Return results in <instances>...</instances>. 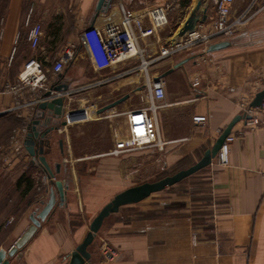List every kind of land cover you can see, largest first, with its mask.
I'll return each instance as SVG.
<instances>
[{"label":"crops","instance_id":"crops-1","mask_svg":"<svg viewBox=\"0 0 264 264\" xmlns=\"http://www.w3.org/2000/svg\"><path fill=\"white\" fill-rule=\"evenodd\" d=\"M27 1L31 0L8 1L0 31V87H14L0 93V176L4 178L16 172L15 182L29 167L37 166L45 172L25 148L18 149L10 142L13 130L28 127L35 118L37 101L40 102L44 92L33 90L18 79L28 58L39 60L49 86H67L63 93L62 116L52 119L51 124H58L68 112L76 109L94 114V120L109 118L113 107L101 113L97 111L114 100L109 99L110 95L124 88L140 94L142 103L137 108L146 105L148 90L144 82L139 86V80L144 81V72L135 67L139 61L98 69L81 39L85 27L103 28L118 22L126 12L138 15L151 5H165L168 7L167 25L139 40V45L145 49V58L152 60L161 46L177 36L192 12L198 18L205 13V21L201 22L205 29L216 16V0H111L99 11L96 10L98 0H65L67 4L61 14L55 11L44 20V15L28 8ZM250 2L234 0L231 17L240 15ZM263 2L257 0L258 5ZM254 7L256 9L257 5ZM143 21L148 24L146 19ZM34 23L41 25V34L38 44L32 47L27 36ZM220 41L229 44L205 54L193 47L150 63L148 73L160 77L165 87L162 106L156 112L164 146L161 150L147 147L130 151L121 154L123 157L137 160L160 152L164 165L186 155L191 162H196L232 118L240 114V100L245 98L251 102L255 94L264 89V11L231 38H216L211 44ZM68 44L74 45V56L62 72L55 75L52 66ZM181 61L183 63L175 67ZM194 78L199 81L196 88L190 84ZM102 88L108 90L103 105L105 97L99 92ZM61 94L52 92V96ZM195 115H206L207 121L195 123L192 120ZM70 125L58 124L44 147L46 160L58 175L56 179L64 184V202L59 203L57 189L48 181L54 205L40 220V226L21 255L15 256V264H66V255L83 240L91 220L107 202L105 194L111 186L108 178L117 173L98 172L88 176L74 173L75 162L100 159L103 154L75 156ZM43 128L40 123L38 129ZM231 132L235 139L230 144L229 165L221 167L212 162L206 172L208 189L198 192L208 193L206 205L199 204L192 196L194 193L185 192L171 193L166 198H154L142 204L144 199L127 204L129 210L121 206L104 219L88 248L90 264H264V123L249 128L240 119ZM112 148L109 155H113L110 154ZM64 166L71 172L68 179L59 177ZM21 189L16 188L20 195L23 194ZM0 248L5 249L2 245Z\"/></svg>","mask_w":264,"mask_h":264},{"label":"built area","instance_id":"built-area-1","mask_svg":"<svg viewBox=\"0 0 264 264\" xmlns=\"http://www.w3.org/2000/svg\"><path fill=\"white\" fill-rule=\"evenodd\" d=\"M234 0H216V16L208 28L203 23H197L191 31L176 36L167 44L158 49V53L151 60L144 56L145 49L139 45V40H144L156 34L168 23V7L162 4H154L147 7L143 13L133 15L126 12L118 22L107 24L103 28L87 26L81 31V39L91 54L94 65L98 69L111 68L121 62L139 61L135 66L144 72V86L148 90L145 99L146 105L139 108L129 109L123 112L125 133L115 134V141L112 150L113 155H121L130 151L147 147L163 149V142L159 134V126L156 118L158 108L165 96L164 82L160 77L151 76L148 73V66L154 60L163 59L198 47L200 54L208 51L211 41L216 38H231L238 29L242 28L256 14L264 11V2L258 5L257 0H251L248 7L238 16L231 17V9ZM255 5L257 8L255 9ZM144 19L148 24H144ZM29 15L25 23L28 24ZM41 25L34 23L28 31V40L32 47L39 42ZM74 45H66L60 57L54 62L52 72L57 75L65 67V64L74 56ZM20 83L29 86L31 89L45 91L50 86L41 63L35 57L28 58L18 74ZM199 81L194 78L190 81L193 88H196ZM14 87L4 85L0 87V93L11 90ZM42 98L40 97L39 100ZM38 103V101H37ZM240 115L244 126L255 128L264 123V99L259 106H250V101L242 98L240 100ZM85 109H76L68 112L64 121L66 124L84 122L88 118ZM245 116H249L245 118ZM193 122L204 124L207 121L206 115H195ZM28 132L27 126L13 130L10 142L14 147L25 148L24 141ZM235 139L233 132L225 137L212 162L221 167L229 165L230 144ZM1 148V146H0ZM196 240V238H193Z\"/></svg>","mask_w":264,"mask_h":264},{"label":"rangeland","instance_id":"rangeland-1","mask_svg":"<svg viewBox=\"0 0 264 264\" xmlns=\"http://www.w3.org/2000/svg\"><path fill=\"white\" fill-rule=\"evenodd\" d=\"M8 1L9 0H0V31ZM66 4L67 2L65 0H45L44 2L32 0L29 2L27 1L28 8L32 7L36 10L37 14L44 15V20H48L51 15L55 14V11H59L61 14V11L65 9ZM142 85L143 81L139 80V86ZM99 92L105 97L101 102L103 105V103H106L105 99L107 98L108 90L102 88ZM126 94H128L127 97L111 109V117L94 120L95 117L93 116L91 121L75 123L68 128L73 138L75 156L90 155L97 152L103 154V157L100 159L75 162L76 172L74 173L77 176L95 175L98 172L106 174H108V172L117 173V176L108 178V182L111 186H108L107 193L105 194L107 202L111 200L116 193L127 187L145 181H155L194 163L191 162L189 155L184 156L176 162L164 165L160 152L144 156L137 160H133L129 156L123 157V155L116 156L108 154L113 146L112 143L113 140H115V134L123 135L125 133L123 112L128 108H137L142 103L140 94L131 92L129 87L117 91V94L110 95L111 98L109 99L111 100L113 97L115 100ZM59 160L60 162H63L61 159ZM63 163L66 164V162ZM210 166L211 164L181 181L168 186L157 193L149 195L141 202V204L154 198H166L171 193L186 194L185 192H191V194L194 193L192 196L200 201L199 204L206 205L208 202V193L198 192H206L208 189L209 182L206 172L207 168ZM17 174L18 173L16 172H10V175L7 174L8 176L5 175L4 178L0 176V245L4 246L5 249H8V247L14 244L30 225L31 220L29 215H36L50 197V184L48 183L50 180L46 177L45 172L39 167H29L25 172L33 183L32 189L25 196L20 195V192L15 188L14 183ZM62 176L66 179L71 176L68 167L64 166L62 174H60L59 177ZM57 177L58 175L56 174L55 179ZM196 192L198 194H196ZM125 206L121 208L129 210L128 208L130 207ZM129 212L130 211L127 213ZM90 246L91 244L89 247Z\"/></svg>","mask_w":264,"mask_h":264},{"label":"water","instance_id":"water-1","mask_svg":"<svg viewBox=\"0 0 264 264\" xmlns=\"http://www.w3.org/2000/svg\"><path fill=\"white\" fill-rule=\"evenodd\" d=\"M111 0H98L96 4V10H101L104 6L110 3ZM200 3L197 4V8ZM206 18L205 13L202 14L200 18L196 17L194 12H192L180 26L177 31V36L183 35L187 31H191L197 22H204ZM229 44L228 41H220L208 46V51H213L219 48H223ZM183 61L175 64V67L182 64ZM162 77V75H161ZM67 91V86L51 85L47 90L41 94V100L37 103V108L35 112V118L31 120L28 126V132L24 141L25 149L28 154L32 157L34 162H37L44 169L47 178L54 184L59 195V203L63 204L65 198L64 184L61 180L55 179V173L48 164L45 154L44 147L49 144L50 132L58 128V124L66 125L64 120H59L58 124H50L51 119H60L63 113V102L65 98V93ZM52 92L62 93L59 96H52ZM127 95H124L112 102L100 107L98 113L106 111L116 104L123 101ZM264 99V89L257 92L250 102V106H259ZM249 116H245L248 118ZM242 118V115H235L232 120L227 124V126L219 134L215 142L210 148H207L202 156L193 164L186 168H182L173 174L166 175L155 181H145L130 187L123 189L122 191L116 193L111 200L105 203L98 213L94 216L89 224V230L84 236L83 240L75 246V248L66 255L68 258L66 264H90V251L88 249L89 245L92 244L94 237L98 230L100 229L104 219L110 214L117 212L119 208L123 205L137 203L150 194L154 192L161 191L168 186H171L182 179L192 175L198 170L211 164L212 159L215 157L219 147L224 141L225 137L230 133L233 125ZM42 120V122H41ZM40 123H42L45 128L43 130L38 129ZM60 145L62 140L59 141ZM55 199L53 193H51L50 199L44 204L41 210L36 214L30 215L31 223L23 232V234L12 244L8 249L0 248V264H15V256L21 255V251L36 233L37 228L40 226V220H43L48 213L51 211L54 205Z\"/></svg>","mask_w":264,"mask_h":264},{"label":"trees","instance_id":"trees-1","mask_svg":"<svg viewBox=\"0 0 264 264\" xmlns=\"http://www.w3.org/2000/svg\"><path fill=\"white\" fill-rule=\"evenodd\" d=\"M15 186L17 189H21L22 187L21 193L27 194L32 189L33 183L30 180L29 176L24 174L16 180Z\"/></svg>","mask_w":264,"mask_h":264},{"label":"bare ground","instance_id":"bare-ground-1","mask_svg":"<svg viewBox=\"0 0 264 264\" xmlns=\"http://www.w3.org/2000/svg\"><path fill=\"white\" fill-rule=\"evenodd\" d=\"M87 116H88V118H91L94 116V114H91L90 112H88Z\"/></svg>","mask_w":264,"mask_h":264},{"label":"flooded vegetation","instance_id":"flooded-vegetation-1","mask_svg":"<svg viewBox=\"0 0 264 264\" xmlns=\"http://www.w3.org/2000/svg\"><path fill=\"white\" fill-rule=\"evenodd\" d=\"M52 120V119H51ZM50 124H51V121H50ZM41 130H43V129H41Z\"/></svg>","mask_w":264,"mask_h":264}]
</instances>
